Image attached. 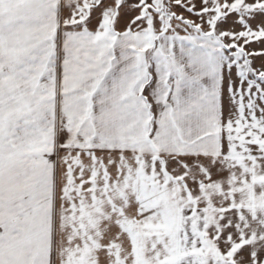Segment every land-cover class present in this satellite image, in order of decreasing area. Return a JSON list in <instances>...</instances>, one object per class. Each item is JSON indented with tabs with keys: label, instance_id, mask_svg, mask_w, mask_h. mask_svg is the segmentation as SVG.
I'll list each match as a JSON object with an SVG mask.
<instances>
[{
	"label": "snow or ice",
	"instance_id": "snow-or-ice-1",
	"mask_svg": "<svg viewBox=\"0 0 264 264\" xmlns=\"http://www.w3.org/2000/svg\"><path fill=\"white\" fill-rule=\"evenodd\" d=\"M0 264H264V0H0Z\"/></svg>",
	"mask_w": 264,
	"mask_h": 264
}]
</instances>
